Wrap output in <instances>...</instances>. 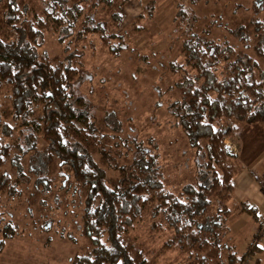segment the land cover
Here are the masks:
<instances>
[{
  "label": "trees",
  "instance_id": "obj_1",
  "mask_svg": "<svg viewBox=\"0 0 264 264\" xmlns=\"http://www.w3.org/2000/svg\"><path fill=\"white\" fill-rule=\"evenodd\" d=\"M16 1L5 0L7 32L0 37V92L8 87L12 119H19L21 125L38 114L37 127L45 146L37 150V157L45 164L57 159L66 165L84 190L81 231L89 246L76 253L69 264H159L164 261L159 258L162 251L168 252L166 258L181 256L180 264H214V258L224 264H243L245 255L254 254L258 243L249 244L248 251L236 256L223 240L230 212L226 201L236 172L233 154L223 139L234 134L237 121L264 124V18L251 17L249 28H231L238 41L231 44L209 37L206 27L194 32L191 25L196 16L189 19L182 3L176 5L174 20L180 18L187 24V35L180 41L182 63L169 64L172 70L180 69L182 77L168 86L166 91L178 96L167 101L166 109L172 119L170 126L180 128L193 151L194 174L173 191L165 184V158L153 137L125 135L128 145L115 138L122 127L114 121L117 119L109 121L110 111L105 119L112 124H105L109 131L103 133L84 94L72 93L79 77L80 53L68 49L67 44L65 61H56L38 51L42 32L50 27L60 33L57 38L62 42H79L92 35L110 52L122 48L123 33L106 32L103 22L93 17L115 0H90L88 5V0H40L41 15ZM110 16L118 22L117 12ZM31 128L29 125L31 132H26L23 148L13 140H4L12 135L13 126L0 120V166L8 160L15 172L22 174L20 156L35 148ZM101 144L108 145L104 152L99 149ZM93 149L106 162L114 159L109 167L117 170L118 179L112 185L107 183ZM9 179L6 171L0 172V192L12 195L15 188ZM46 181L38 177L35 187L46 189ZM239 210L253 213L255 208L240 202ZM144 215L150 219L149 229L163 238L161 249L151 257L143 246L125 236ZM14 234L16 225L4 220L0 209V249ZM202 248L205 255H201ZM192 256L194 261H190Z\"/></svg>",
  "mask_w": 264,
  "mask_h": 264
},
{
  "label": "rangeland",
  "instance_id": "obj_2",
  "mask_svg": "<svg viewBox=\"0 0 264 264\" xmlns=\"http://www.w3.org/2000/svg\"><path fill=\"white\" fill-rule=\"evenodd\" d=\"M118 1L120 0H115L109 7L98 9L97 13H93V17L96 21L103 22L106 32L123 33L122 48L110 52L106 45L92 35L85 36L79 42L73 39H65L62 42L57 38L60 33L57 34L53 27H50L43 30L38 51L56 61H65L67 44L68 49L74 50L76 54L80 53L79 77L72 85V93L84 94L92 106L91 111L95 115L97 126L103 133L109 131L105 124L111 125L112 119H117L114 121L122 128L120 132H116L115 138L126 141L127 145L129 142L125 135L130 138L135 136L136 139L153 137L159 145L160 155L165 158V184L169 189L178 191L183 183L193 179L194 163L192 166L191 159L194 154L186 144L180 128L170 126L172 119L166 109L167 101L173 96H178L166 90L182 77V71L178 68L170 69L169 64L174 62L178 66L182 63L180 41L187 35V24L180 18L174 20L176 5L182 3L189 19L196 16L193 24L190 23L194 32L206 27L209 37L237 44V38L231 28L239 25L249 28L251 17L263 19L264 0H197L196 3L191 0H126L117 7ZM16 2L19 6L27 5L32 13H42L40 0ZM90 3L92 2L88 0L86 5ZM5 5V0H0L1 38H4L7 32L3 22ZM112 11L119 14L118 22H114L110 16ZM76 62L78 61L75 58ZM9 92L8 87H4L0 92V120L13 126L12 135L4 140H13L20 147H26L25 134L31 132L28 129L31 125L35 134V148L20 156L21 175L15 172L8 160L0 166V172L6 171L9 174V182L15 188L12 195L6 190L0 192L3 218L10 219L16 225V234L10 238L18 244L26 243V254L19 252L18 256L24 254V258L34 264H69L76 253L87 250L89 246L81 231L84 190L66 165L57 159L45 164L41 157H37V150L45 146L44 138L37 127L38 114L35 113L26 125H21L19 119H12ZM158 99L161 101L157 102ZM108 111L111 114L110 123L105 119ZM235 127L234 134L223 139L225 148L233 154L236 169L238 161L241 166L252 163L249 161L256 162V167H260L257 175L264 183V124L237 121ZM107 147L108 145H99L100 151L103 152ZM93 156L97 164L104 168L107 183L112 185L118 179L117 170L110 168V164L115 163L114 159H108L109 163L106 162L96 149H93ZM37 169L42 171L37 172ZM41 176L47 180L46 189H43L42 185L35 187L37 178ZM249 176L251 180H255L245 168L236 179L248 188ZM255 182H252L253 185ZM232 192L226 201L230 209L228 220L240 211L237 197L242 196L235 193L234 198ZM233 200L237 201L236 205ZM258 211L260 212V208ZM238 217L242 220V226L240 229L236 227L234 232L237 234L242 231L246 235L245 242H238L239 246L235 248L236 256L242 251H248L249 244L256 240L262 246L261 252L252 254L250 251L245 257L249 264H264V227L259 225L260 222L253 223L247 213L241 212ZM149 220L148 216L144 215L136 226L125 232V236L143 246L151 257L161 249L163 238L149 229ZM249 225L251 226L247 229ZM260 230L263 234L259 236L257 234ZM16 248L21 250L20 247ZM1 249L0 252L3 251ZM201 252V255H205L204 250ZM160 254L159 258L164 261L159 264H180L181 256L172 259L166 258L168 252L162 251ZM209 254L212 256L214 252ZM256 256L259 258L258 263L255 262ZM194 257L192 256L190 261H194ZM1 258L2 256L0 260ZM212 262L224 264L223 260L218 258H214Z\"/></svg>",
  "mask_w": 264,
  "mask_h": 264
},
{
  "label": "crops",
  "instance_id": "obj_3",
  "mask_svg": "<svg viewBox=\"0 0 264 264\" xmlns=\"http://www.w3.org/2000/svg\"><path fill=\"white\" fill-rule=\"evenodd\" d=\"M236 154V153H235ZM239 154V152H238ZM238 154H236L238 156ZM252 163L247 164V166H241L240 162L238 161V168L236 169V172L232 178V193L234 194V198H235V193H240L242 197H237V201L233 200V202L236 205V202L239 204L240 202H244L245 204L247 203L248 206H253L255 208L254 212L250 213L249 211H237L236 215H233L229 220L228 218L225 221V232H223V240L229 244L231 250H233L236 254L237 251L235 250L236 247L239 246L238 242H242L244 241L245 235L243 234L242 231L240 232H234L236 231V229H240L242 226V220L238 217L241 212L247 213L249 218L254 221L253 223H259L262 219H264V183H262L263 181L259 179L257 172L258 169L260 168L258 166V168L256 167V162L253 161H249ZM247 169L251 175V177H255V180H251L250 176L248 177L247 181H248V188L243 186L242 183H240L236 178L238 177V175L240 174V172L243 169ZM236 180V183H235ZM258 184H256V182ZM252 182H255L254 185ZM242 188V189H241ZM245 196V197H243ZM258 208H260V212L258 211ZM259 212V214H258ZM263 215V216H262ZM251 225H249L247 227V229L250 228ZM237 227V228H236ZM239 231V230H238ZM243 234V235H241ZM237 235V237H236ZM238 237H240L238 239ZM9 238V239H8ZM4 240L3 242V246L2 249L3 251L0 252V256H2L1 260H0V264H34L31 261H27L24 258V254H26L27 252V248H26V243L25 244H18L16 243L14 240H12V238L8 237ZM229 240V241H228ZM245 242V241H244ZM17 247H20L21 250H18ZM256 249H254L253 251L260 253L262 250V246L257 244L256 245ZM30 247V245H29ZM1 249V250H2ZM19 252H23V256H18ZM244 251H242L239 256L243 253ZM254 252V253H255ZM210 255V254H209ZM225 256V252L222 253V257ZM256 258L259 260V258L256 256ZM257 260V261H258ZM64 264V262H62ZM258 263V262H257ZM66 264V263H65ZM68 264V263H67Z\"/></svg>",
  "mask_w": 264,
  "mask_h": 264
},
{
  "label": "built area",
  "instance_id": "obj_4",
  "mask_svg": "<svg viewBox=\"0 0 264 264\" xmlns=\"http://www.w3.org/2000/svg\"><path fill=\"white\" fill-rule=\"evenodd\" d=\"M259 225H260L261 227H264V219H262V220L260 221V224H259ZM255 234H256V232H255ZM261 234H263V231L260 230L259 233H258L257 235L260 236ZM259 236H258V237H259ZM256 239H257V238H256ZM255 241H256V240H255ZM248 261H249V260H248L247 258H245L244 262H245V263H248ZM248 264H249V263H248Z\"/></svg>",
  "mask_w": 264,
  "mask_h": 264
}]
</instances>
